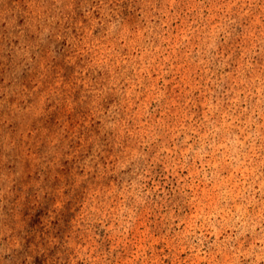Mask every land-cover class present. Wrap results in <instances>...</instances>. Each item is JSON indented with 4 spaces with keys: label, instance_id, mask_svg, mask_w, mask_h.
<instances>
[{
    "label": "clouds",
    "instance_id": "clouds-1",
    "mask_svg": "<svg viewBox=\"0 0 264 264\" xmlns=\"http://www.w3.org/2000/svg\"><path fill=\"white\" fill-rule=\"evenodd\" d=\"M197 40L215 87L170 91ZM229 45L251 79H213ZM262 76L264 0H0V264L264 262Z\"/></svg>",
    "mask_w": 264,
    "mask_h": 264
},
{
    "label": "rangeland",
    "instance_id": "rangeland-1",
    "mask_svg": "<svg viewBox=\"0 0 264 264\" xmlns=\"http://www.w3.org/2000/svg\"><path fill=\"white\" fill-rule=\"evenodd\" d=\"M211 19L217 21V24L221 23L222 17L213 16ZM83 37V34H82ZM81 37V38H82ZM208 43H212L211 38L208 39ZM167 41L165 44L167 45ZM172 48L177 47V42L175 39H173ZM104 44L105 42H101V46L95 50L94 55L92 53L89 54V63L92 62L93 59L99 60L104 58L105 51H104ZM110 46V45H109ZM83 47V45H81ZM183 48V51L180 54L179 62L175 63L174 65H170V67L174 68V71L169 75L168 79L172 81V83L169 85V90L174 91L177 94H180L181 88H183L186 92H193L196 96H199L201 91L204 90H211L215 87L214 84L209 85L208 82V69L205 67V65L201 64V57L199 55L200 53V41L197 40L196 42H188L186 45H181ZM218 52L221 57L225 55H234V59L230 61V67H228L224 72H217L216 77H213V79H217L219 77H223L226 73L229 75V84H236L239 78L248 77L251 79V74L244 72L242 65L244 64V61L241 59L242 51L238 53L232 52V46L229 45L227 49L224 46L218 47ZM43 61H41V68L39 71H43ZM213 71H215L213 69ZM259 75L260 73H256ZM73 75L75 76L76 73L73 72ZM101 76L104 75L103 72L100 73ZM155 79V77H153ZM264 79V76L261 77ZM62 76H58L57 79L52 81L51 86L49 87L48 91L51 92L52 90L58 89L61 86ZM163 83V81H161ZM63 87L65 89V98L63 100V114L64 117V123L61 125L62 128L65 129H72L76 130L77 125L82 124L83 126H88L89 121H95V117L92 115L91 110H89L84 117H76L75 123H71L72 118V102L67 96V83L63 84ZM83 84H80L81 94H83ZM239 90V89H237ZM46 93H41L40 97L38 98V103H43L44 97ZM233 98H235V95L233 94ZM259 98V97H257ZM227 109V105H225V110ZM51 111V109H49ZM61 116L57 117V122H59L62 118ZM35 130L30 129L29 130V137H31L34 134ZM48 135V132L46 129H40L38 138L36 140L35 145H31L30 151L28 153L29 155V167H32V161L38 159L36 149L39 147V144L41 142V139L46 137ZM31 175V173H29ZM53 207L59 208V202L54 203ZM83 207V205H81ZM77 215H79V212H77ZM42 222L44 221V217H41ZM251 239L249 238L248 241L245 244V247L251 246ZM87 245H82L80 243H77L72 250V255L69 257V264H88V256L81 257L80 254L77 252V249L86 248ZM90 255V253H89ZM183 259V255L181 257ZM231 257L227 254H221L217 255L215 261L212 262V264H230ZM200 264H206V262L201 261ZM261 264H264V262H261Z\"/></svg>",
    "mask_w": 264,
    "mask_h": 264
}]
</instances>
